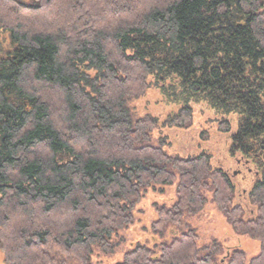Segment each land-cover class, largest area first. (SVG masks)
<instances>
[{
  "label": "trees",
  "instance_id": "1",
  "mask_svg": "<svg viewBox=\"0 0 264 264\" xmlns=\"http://www.w3.org/2000/svg\"><path fill=\"white\" fill-rule=\"evenodd\" d=\"M155 89L175 107L164 118L138 105ZM201 102L254 171L246 205L209 152L155 140L190 128ZM167 189L158 239L103 263L143 199ZM209 202L260 241L257 256L201 244L190 219ZM0 253L1 264H264V0H0Z\"/></svg>",
  "mask_w": 264,
  "mask_h": 264
},
{
  "label": "rangeland",
  "instance_id": "2",
  "mask_svg": "<svg viewBox=\"0 0 264 264\" xmlns=\"http://www.w3.org/2000/svg\"><path fill=\"white\" fill-rule=\"evenodd\" d=\"M138 105L143 114L150 112L161 118H164L175 108L174 104L168 102L167 98L162 96L156 89L138 101ZM193 107L194 117L190 128L156 129L154 131L155 140L159 137H167L166 149L173 154L194 155L201 151L209 152L213 156V163L215 165L223 167L235 177V182L238 186L237 201L246 205L247 200L245 195L254 181V171L252 173L251 171H246L239 160L230 156L228 151L230 143L229 135L219 131L218 123L222 117L206 102L194 104ZM230 118L235 125L237 117L232 115ZM240 170H243V173ZM172 198H174L173 189H167L164 194L149 193L138 207L135 223L124 233L127 243L123 247H120L117 255H102L100 260L103 263L116 261L126 249L130 248L131 244L158 239L157 234L151 228L152 221L157 218L154 204L169 201ZM190 223L197 229L201 244H208L213 239H217L223 243L227 255L234 248L244 250L249 258H253L260 253V241L248 235L237 234L215 204L211 202L207 204L198 216L190 219Z\"/></svg>",
  "mask_w": 264,
  "mask_h": 264
}]
</instances>
